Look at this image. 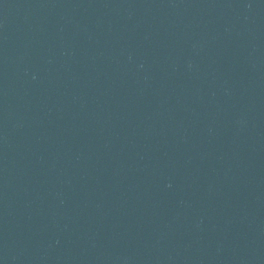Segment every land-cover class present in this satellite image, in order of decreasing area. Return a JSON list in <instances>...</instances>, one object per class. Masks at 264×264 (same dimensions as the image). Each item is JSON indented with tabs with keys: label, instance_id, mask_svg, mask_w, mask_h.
I'll use <instances>...</instances> for the list:
<instances>
[{
	"label": "water",
	"instance_id": "obj_1",
	"mask_svg": "<svg viewBox=\"0 0 264 264\" xmlns=\"http://www.w3.org/2000/svg\"><path fill=\"white\" fill-rule=\"evenodd\" d=\"M0 264H264V0H0Z\"/></svg>",
	"mask_w": 264,
	"mask_h": 264
}]
</instances>
